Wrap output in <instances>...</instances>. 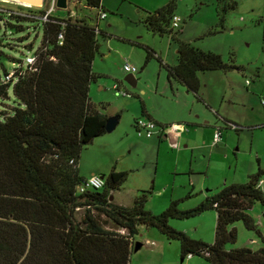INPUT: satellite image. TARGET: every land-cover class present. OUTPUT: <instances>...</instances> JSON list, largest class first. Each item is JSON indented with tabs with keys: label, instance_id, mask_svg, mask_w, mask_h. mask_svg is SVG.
Masks as SVG:
<instances>
[{
	"label": "rangeland",
	"instance_id": "obj_1",
	"mask_svg": "<svg viewBox=\"0 0 264 264\" xmlns=\"http://www.w3.org/2000/svg\"><path fill=\"white\" fill-rule=\"evenodd\" d=\"M167 1L101 0L106 17L97 21V51L91 70L98 76L89 85L88 98L94 109L109 116L118 115V120L110 132L86 144L77 160L78 173L84 178L92 174L106 175L110 170L127 172L112 195L114 204L127 205L137 190L151 187L144 209L152 213L162 211L168 197L180 191L173 185H184L185 193L188 179L195 187L190 190V197L179 203L181 209L195 206L205 194H214L224 184L244 182L258 168L264 169V104L260 103L264 97V0H233L235 7L225 13L222 25L218 23L217 12L224 0H173L174 13L180 17L179 30H182L181 34L174 35L239 67L227 72H197L199 93L212 110L192 94L185 93L174 80L167 81L166 71L157 59L152 57L143 64V45L151 48L162 63L170 65L174 61L176 43L170 34H152L142 23L145 12L141 9L152 12ZM68 8L73 10L71 5ZM79 8L74 13L88 16L86 22L94 26L97 10L82 9L81 5ZM7 11L36 17L40 14L34 7L26 9L0 1V78L3 69L16 65L15 59L33 52L42 37L39 19H18ZM67 14L66 9L52 12L59 18ZM124 64L131 71L125 72ZM126 74L132 75L133 85L124 80ZM115 91L127 96H115ZM140 104L152 116L185 125L192 130L190 138L183 143L177 140L172 145L164 139L158 151L153 143L156 135L137 136L133 129L132 119L141 117ZM13 105L11 86H8L6 97H0V111H8ZM196 116L200 125L207 121L209 128L221 132L225 144L222 139L213 146L199 144L204 129H195V123L191 124ZM165 124L158 125L164 127L170 123ZM182 144L186 147L182 148ZM188 146L192 149L190 155ZM260 178L264 190V171ZM164 183L168 184L166 192ZM263 212L264 204L259 202L247 211L259 236L246 230L240 221L234 222L236 241L227 248H264ZM168 223L190 238L211 243L215 212L207 210L187 219H170ZM104 225L114 227L109 222ZM133 239L142 245L130 253L128 264H208L200 256L181 259L177 241L166 240L155 228L139 226Z\"/></svg>",
	"mask_w": 264,
	"mask_h": 264
},
{
	"label": "trees",
	"instance_id": "obj_2",
	"mask_svg": "<svg viewBox=\"0 0 264 264\" xmlns=\"http://www.w3.org/2000/svg\"><path fill=\"white\" fill-rule=\"evenodd\" d=\"M84 2L88 8L102 9L101 0ZM234 7L233 0H224L217 12L220 25ZM34 8L41 14V8ZM174 10V1L168 0L145 12L142 23L152 34H170L176 43V63H162L143 45V64L154 57L168 81L174 80L201 101L197 72L239 67L174 35L180 34L179 28L170 26ZM6 13L18 19H39L42 37L31 52V66H23L24 57L15 59L12 76L6 81L0 78V97H6L11 86L15 103L8 111H0V264H128L139 226L155 228L166 240L177 241L181 259L189 255L200 256L208 264H264V248H227L236 241L234 222L240 221L259 236L247 211L256 202L264 204L259 185L264 169L258 168L244 182L222 185L188 209L178 207L183 198L170 199L159 213L144 209L151 187L137 190L128 206L109 200L125 180V171L99 174L104 180L101 188L79 192L77 187L84 179L77 168L79 152L105 132L108 118L88 98L89 85L98 76L91 70L97 51L96 24L77 18L48 16L42 21L40 14ZM140 114L148 118L141 104ZM207 210L215 212L211 243L190 238L168 223ZM108 222L114 227L106 228Z\"/></svg>",
	"mask_w": 264,
	"mask_h": 264
},
{
	"label": "built area",
	"instance_id": "obj_3",
	"mask_svg": "<svg viewBox=\"0 0 264 264\" xmlns=\"http://www.w3.org/2000/svg\"><path fill=\"white\" fill-rule=\"evenodd\" d=\"M0 1L7 3V4H13L14 6H16V5L26 6V7L32 6L29 4L20 3L16 0H0ZM70 5L73 7V10L78 9L80 5H81L82 9H91L85 5L84 0H65L64 8L57 7L56 6V0H42V4L40 6H33V7H38V8L42 9V12L40 14V18L42 19V21L47 20L48 16H53L52 12L55 9H66V10H68V14L64 18H67V17L68 18H77V19H84L85 21L87 18H89L88 16H79L78 14H76V12L74 13L73 10L71 11L68 8ZM79 9H81V8H79ZM95 9L97 11H96V16H95L94 22L96 24L95 29L97 32L98 31L97 21L104 19L106 17V13L103 9H98V8H95ZM54 17H56V16H54ZM179 22H180V17L178 15H176L175 13L172 14V16L170 18V26L174 29H177V28H179ZM263 23H264V20H263ZM60 35L61 34H58V43H61V41H60L61 36ZM33 62H34L33 54L31 52L27 53L23 58V66L24 67L31 66L33 64ZM123 70L125 72H129V71H131V68L128 64H124ZM13 72H14V68L7 70L6 74L3 75V77H1V80L2 81L8 80L12 76ZM246 83H248V81H246ZM114 95L115 96H119V95L127 96V94L120 93L118 91H115ZM260 103L264 104V97L260 98ZM132 124H133V129L135 131V134L137 136H143L145 138H150L152 135H160L162 133V130H163V127L159 126L154 120L148 119L145 117H139V118L135 119ZM176 126L178 127V130L174 129V131H171V129L173 127H171V128L169 127L167 129H165V130L170 131V134L166 135V140H167L168 144H170V145L176 144L177 137L179 135V132L182 129V126H180V125H176ZM219 139H220V134L216 129V131H214L213 136H212V144H216L219 141ZM103 183H104V180L102 177H100V175L92 174L91 176H88V177L83 179V181L78 185L77 190L79 192H82V191L90 189V188L99 189L102 187Z\"/></svg>",
	"mask_w": 264,
	"mask_h": 264
},
{
	"label": "crops",
	"instance_id": "obj_4",
	"mask_svg": "<svg viewBox=\"0 0 264 264\" xmlns=\"http://www.w3.org/2000/svg\"><path fill=\"white\" fill-rule=\"evenodd\" d=\"M145 8V7H144ZM143 12H147L146 10H144V9H141ZM98 23V22H97ZM181 32H182V30H180V34H181ZM179 38V37H178ZM176 63V55H175V57H174V61H173V63H171L170 65H173V64H175ZM168 81V80H167ZM184 88V87H183ZM185 89V88H184ZM185 93H189V94H192V93H190L189 91H186V89H185ZM200 94V93H199ZM202 94V93H201ZM193 95V94H192ZM194 97V96H193ZM200 97H201V101L203 102V104H205L206 105V107L207 108H209L210 110H212L211 109V105H209V103H205V101H204V99H203V96L202 95H200ZM148 113V112H147ZM109 116V115H108ZM147 116H148V118L149 119H152V120H154L156 123H159V124H162V125H164L165 124V122H169L170 124L168 125V126H164L163 127V130H162V133L160 134V135H156V140L155 141H153V143H155V146H156V148H157V150L159 151V148L161 147V142H162V140H164V139H166L165 137H166V135L167 134H170V131H168V130H165V129H167V128H171V127H173L172 129H171V131H174V129H177L178 130V127L176 126V125H180V126H182V129H181V131L179 132V135H178V137H177V140H179V141H181L182 143H183V141L185 142H187V140H188V137L190 138V134L192 133V130H188L187 129V127H185V125H183V124H181V123H176L175 121H172L171 119H163V118H157V117H155V116H152V115H150L149 113L147 114ZM137 118H139V117H137ZM137 118H133L132 120L134 121L135 119H137ZM203 118V117H202ZM117 119H118V117H117ZM160 120H162V121H160ZM199 117L198 116H196V118L194 119V121H191V124H194L195 123V129H198V128H202V129H204V131H203V133L201 134L202 135V137H201V140L198 142L199 144H203L205 147L206 146H213V144H212V136H213V131H216V130H212L211 128H209L210 127V125H208V122L207 121H204V125H200L199 124ZM132 121V122H133ZM179 122V121H178ZM165 125H167V124H165ZM172 125V126H171ZM220 131H221V129H220ZM207 134H210V136L209 137H205V135H207ZM219 134H220V139H222L221 141H222V143H224L225 144V139H223V134L221 133V132H219ZM221 134H222V136H221ZM222 137V138H221ZM166 142H167V140H166ZM207 142H209L208 144H206ZM218 143V142H217ZM216 143V144H217ZM216 144H214V145H216ZM179 145V144H178ZM181 146V145H180ZM186 147V145H183L182 144V148H185ZM175 148H179V147H177V146H175ZM188 148H189V155L192 153V149H191V146H188ZM254 173V172H253ZM97 175H99V174H97ZM245 180H246V178H245ZM260 180H261V178H260ZM260 180H259V185H260V188H261V184H263V182L260 184ZM232 183H241V182H232ZM225 185V184H224ZM176 187L178 190H180V191H178V193L176 192V191H174V189L172 188V190L174 191V194H172V195H170L169 197H168V199H167V203H168V201L170 200V199H176V198H183L184 199V196L185 195H187L188 197H190V195H191V193H190V190L192 189V188H194L195 187V185H194V182L192 181H190L189 179H188V188H187V190L185 191V193H183L184 192V190H185V187H184V185H182V184H179V185H173V187ZM168 189V184H165L164 183V186H163V191L164 192H166V190ZM115 191H117V190H115ZM115 191H113L112 192V195H113V193L115 192ZM111 195V196H112ZM114 196V195H113ZM112 196V197H113ZM133 196H134V194L132 195V198H133ZM206 196H208V194H205L204 195V197H206ZM203 197V198H204ZM131 198V197H130ZM132 198H131V201H132ZM187 198V197H186ZM202 198V199H203ZM113 199V198H112ZM182 199V200H183ZM201 199V200H202ZM181 200V201H182ZM200 200V201H201ZM131 201H130V203H131ZM181 201L179 202V203H181ZM199 201V202H200ZM130 203L129 204H127V205H123V206H128V205H130ZM119 205V204H118ZM178 207L180 208V206L178 205ZM181 209V208H180ZM150 210V209H149ZM144 228H146V227H144ZM142 245V244H141ZM140 245V246H141Z\"/></svg>",
	"mask_w": 264,
	"mask_h": 264
},
{
	"label": "water",
	"instance_id": "obj_5",
	"mask_svg": "<svg viewBox=\"0 0 264 264\" xmlns=\"http://www.w3.org/2000/svg\"><path fill=\"white\" fill-rule=\"evenodd\" d=\"M16 1H18L20 3H24V4H29L32 6H40L42 4V0H16ZM64 5H65V0H56V6L57 7L64 8ZM124 80L129 82L131 85L134 84V79H133L131 74H126L124 77ZM117 120L118 119L116 116H109L105 121V125H104L105 132H110L114 128V126L116 125ZM100 177L103 178V176H100ZM108 198H109V200H111L112 196H109ZM139 247H140V243L136 242L134 244L133 251L137 250Z\"/></svg>",
	"mask_w": 264,
	"mask_h": 264
},
{
	"label": "clouds",
	"instance_id": "obj_6",
	"mask_svg": "<svg viewBox=\"0 0 264 264\" xmlns=\"http://www.w3.org/2000/svg\"><path fill=\"white\" fill-rule=\"evenodd\" d=\"M235 127V126H234Z\"/></svg>",
	"mask_w": 264,
	"mask_h": 264
}]
</instances>
